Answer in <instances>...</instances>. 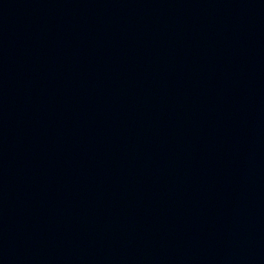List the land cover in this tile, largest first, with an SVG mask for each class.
<instances>
[{
  "label": "water",
  "instance_id": "water-1",
  "mask_svg": "<svg viewBox=\"0 0 264 264\" xmlns=\"http://www.w3.org/2000/svg\"><path fill=\"white\" fill-rule=\"evenodd\" d=\"M0 264H264V0H0Z\"/></svg>",
  "mask_w": 264,
  "mask_h": 264
}]
</instances>
